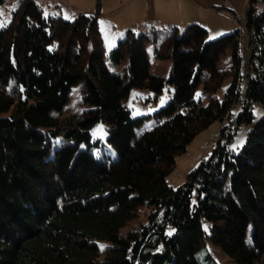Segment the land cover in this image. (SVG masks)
<instances>
[{"label": "trees", "instance_id": "16d2710c", "mask_svg": "<svg viewBox=\"0 0 264 264\" xmlns=\"http://www.w3.org/2000/svg\"><path fill=\"white\" fill-rule=\"evenodd\" d=\"M97 4L95 15L68 20L23 0L16 22L0 27V264H200L206 240L237 264H264V115L241 150L222 143L253 122V102L264 107V0L247 1L251 74L233 119L239 29L208 39L198 23L167 33L130 28L112 50V69ZM150 44L154 59L172 61L169 76L151 72ZM166 83L173 97L139 134L143 117L125 103L132 87L159 94ZM75 86L88 108L65 113ZM226 119L213 155L171 187L176 157ZM99 122L110 126L116 159L95 153ZM144 206L148 222L122 234Z\"/></svg>", "mask_w": 264, "mask_h": 264}, {"label": "rangeland", "instance_id": "374dc122", "mask_svg": "<svg viewBox=\"0 0 264 264\" xmlns=\"http://www.w3.org/2000/svg\"><path fill=\"white\" fill-rule=\"evenodd\" d=\"M23 0H6L0 5V27L8 26L15 20V13L19 9ZM37 5L42 9V13L46 16H60L64 19L72 20L80 14H96L98 11V0H35ZM122 0H99L100 12L106 11L111 7L121 3ZM135 16V17H134ZM131 16V12L126 8H121L114 13H111L106 19L100 23V29L104 33L105 42V61L111 66V53L119 41V37L126 36L125 26L130 25L132 21H141L138 15ZM16 22V20H15ZM115 25V26H113ZM136 34L143 33L141 24L137 27L129 26ZM152 29V27H151ZM240 30V54H241V95L239 100L232 108V119L243 109L245 102V92L251 74V48L249 45V35L246 28L244 18L237 19L236 28ZM234 29V30H235ZM234 30H230V33ZM154 33H161L169 31L168 28L162 26H155ZM146 32V31H144ZM215 30L210 31L208 39H214L220 35ZM226 34V32H225ZM153 44L147 48L152 66L151 72L169 76L172 71L171 60H158L153 58ZM113 69V67L111 66ZM232 82V78L225 79L222 86L217 90V97L222 100L225 92ZM174 87L166 83L163 91L155 94L150 88L132 87L128 99L125 101L127 107L130 108L133 116L143 117V123L137 129L140 134L145 130L151 129L156 123L154 113L164 107L173 97ZM205 102L207 98L203 99ZM163 101V102H162ZM88 108V105L82 101V91L79 86H75L72 90L71 100L65 108V113L80 112ZM254 120L252 123H243L235 130L233 139L228 141L222 138V143L226 144L232 151H239L246 142V138L250 130L254 127L256 122L264 115V107L260 102H253ZM230 120L226 119L224 122L215 121L209 127L202 130L195 139L188 145L187 150L176 157V165L173 171L167 176L168 184L177 188L184 184L188 178L189 173L195 169L202 161L209 159L214 149L217 147L221 139V128L224 124H229ZM110 126L106 122H99L92 127L93 139L100 141V146L95 147L97 156H103V151L110 159L117 158L116 150L108 143L107 138L109 135ZM151 209L148 206L141 207L139 214L125 227L121 229V233L125 234L130 230L140 229L143 224L149 220ZM107 242L101 244L104 247ZM104 251V250H103ZM208 253L215 259L213 261ZM196 258L200 264H237L234 260L222 253L216 248L209 240L196 252Z\"/></svg>", "mask_w": 264, "mask_h": 264}, {"label": "crops", "instance_id": "0c3cea01", "mask_svg": "<svg viewBox=\"0 0 264 264\" xmlns=\"http://www.w3.org/2000/svg\"><path fill=\"white\" fill-rule=\"evenodd\" d=\"M248 0H122L121 3L102 11L100 22L111 13L121 8L131 12V16L138 15L141 21H132L125 27H137L141 24L142 32L153 30L155 26H162L169 30L178 27L183 30L191 23H198L210 31L218 34L227 33L236 28L237 19L244 18ZM233 10V11H232ZM135 17V16H134ZM115 26V25H113ZM152 27V29H151ZM102 31V30H101ZM103 37L104 33L102 31ZM217 34V35H218ZM121 37H119L120 39Z\"/></svg>", "mask_w": 264, "mask_h": 264}, {"label": "snow or ice", "instance_id": "6c2138e0", "mask_svg": "<svg viewBox=\"0 0 264 264\" xmlns=\"http://www.w3.org/2000/svg\"><path fill=\"white\" fill-rule=\"evenodd\" d=\"M0 26H2V25H0ZM163 102V101H162Z\"/></svg>", "mask_w": 264, "mask_h": 264}]
</instances>
